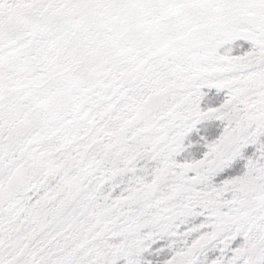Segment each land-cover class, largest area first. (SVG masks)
I'll return each instance as SVG.
<instances>
[{"label": "snow or ice", "instance_id": "obj_1", "mask_svg": "<svg viewBox=\"0 0 264 264\" xmlns=\"http://www.w3.org/2000/svg\"><path fill=\"white\" fill-rule=\"evenodd\" d=\"M0 264H264V0H0Z\"/></svg>", "mask_w": 264, "mask_h": 264}]
</instances>
